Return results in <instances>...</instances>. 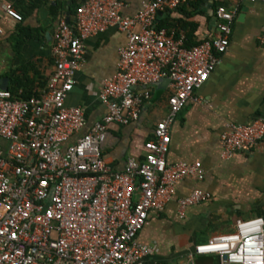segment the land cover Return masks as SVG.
<instances>
[{
	"label": "built area",
	"instance_id": "obj_1",
	"mask_svg": "<svg viewBox=\"0 0 264 264\" xmlns=\"http://www.w3.org/2000/svg\"><path fill=\"white\" fill-rule=\"evenodd\" d=\"M193 1L151 0L126 17L119 0H81L75 24L63 21L55 31V72L47 90L23 100L0 88V138L7 142L0 144V264H162L146 262L158 249L137 237L152 211H164L181 180L203 176L200 162L168 163L170 130L183 108L199 101L195 91L228 51L235 18L219 6L217 37L186 47L184 33L158 29L155 20ZM5 11L22 20L11 5ZM112 27L125 33L127 44L100 93L107 113L72 142L86 125L84 110L66 104L84 62L83 40ZM260 40L264 44V36ZM164 77L171 79L169 113L145 143V158L113 169L103 155L110 129L137 121L149 88ZM137 86L146 91L137 93ZM221 143L224 159L264 150V119L230 124ZM211 198L194 190L179 200V216ZM197 255L215 256L219 264H264V218L237 222L232 237L196 245L178 264H198Z\"/></svg>",
	"mask_w": 264,
	"mask_h": 264
},
{
	"label": "crops",
	"instance_id": "obj_2",
	"mask_svg": "<svg viewBox=\"0 0 264 264\" xmlns=\"http://www.w3.org/2000/svg\"><path fill=\"white\" fill-rule=\"evenodd\" d=\"M42 1L39 4H35ZM122 14L133 17L151 0H119ZM79 0H0V79L8 78V89L17 81L20 92L42 95L55 72V31L61 22L75 24ZM11 5L21 16L7 15ZM219 6L235 12L228 51L219 56L208 81L195 91L198 102H189L177 115L170 136L167 161L202 164L203 176L181 180L164 211H152L138 234L141 244L156 246L158 252L146 262L178 264L187 261L195 246L234 235L237 222L264 218V150L222 157L221 135L230 124H250L264 119V1L194 0L174 11H165L155 23L184 33L186 47H194L218 35L216 11ZM67 22V23H68ZM85 54L68 107H81L86 125L71 141L87 133L107 113L100 93L106 81L118 71L120 50L127 44L117 28L83 40ZM151 97L143 102L140 117L124 126H113L103 150L105 160L121 171L131 158L143 160L145 143L154 139L158 122L169 113L171 83L149 88ZM137 93L146 87L137 86ZM0 144L7 142L0 138ZM194 190L211 194L210 201L178 213V202ZM198 264H219L211 255H197Z\"/></svg>",
	"mask_w": 264,
	"mask_h": 264
},
{
	"label": "trees",
	"instance_id": "obj_3",
	"mask_svg": "<svg viewBox=\"0 0 264 264\" xmlns=\"http://www.w3.org/2000/svg\"><path fill=\"white\" fill-rule=\"evenodd\" d=\"M81 0H79V2L75 5V12L79 6V3H80ZM42 1L38 2V3H35V4H39L41 3ZM157 28L158 29H161V28H165L164 26H161V25H157ZM189 48H191V46H189ZM22 88V84L18 83L17 81H15L13 83V85L11 86V88L9 89V91L14 95V97L16 99H23V100H28L30 99L31 97H39L40 94H37V93H32V92H28L27 90H23L22 92H20V89Z\"/></svg>",
	"mask_w": 264,
	"mask_h": 264
},
{
	"label": "water",
	"instance_id": "obj_4",
	"mask_svg": "<svg viewBox=\"0 0 264 264\" xmlns=\"http://www.w3.org/2000/svg\"><path fill=\"white\" fill-rule=\"evenodd\" d=\"M161 14H162V12H159L157 16H159ZM165 80L171 83V79L170 78L164 77L156 85H158L161 82H164ZM0 88L3 89V90H7L8 89V78H1L0 79Z\"/></svg>",
	"mask_w": 264,
	"mask_h": 264
}]
</instances>
